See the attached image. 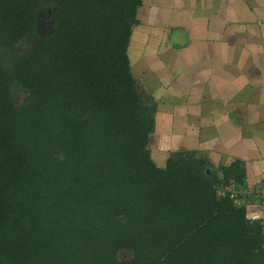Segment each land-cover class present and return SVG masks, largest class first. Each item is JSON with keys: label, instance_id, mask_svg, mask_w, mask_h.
Segmentation results:
<instances>
[{"label": "trees", "instance_id": "16d2710c", "mask_svg": "<svg viewBox=\"0 0 264 264\" xmlns=\"http://www.w3.org/2000/svg\"><path fill=\"white\" fill-rule=\"evenodd\" d=\"M141 4L0 0V264H264L262 220L218 193L241 160L152 156Z\"/></svg>", "mask_w": 264, "mask_h": 264}, {"label": "crops", "instance_id": "0c3cea01", "mask_svg": "<svg viewBox=\"0 0 264 264\" xmlns=\"http://www.w3.org/2000/svg\"><path fill=\"white\" fill-rule=\"evenodd\" d=\"M131 70L157 103L152 156L243 162L248 214L264 224V0H142ZM254 218V217H253Z\"/></svg>", "mask_w": 264, "mask_h": 264}, {"label": "built area", "instance_id": "2783aa9c", "mask_svg": "<svg viewBox=\"0 0 264 264\" xmlns=\"http://www.w3.org/2000/svg\"><path fill=\"white\" fill-rule=\"evenodd\" d=\"M218 193L219 194L229 193L230 196L234 198L238 204L241 205L244 201L243 198L246 197V192L241 188V185H239V183L233 180L229 184H220L218 186ZM258 194L260 195L259 200L264 205V190H262L260 193L258 192ZM253 217L256 218L258 217V215H254Z\"/></svg>", "mask_w": 264, "mask_h": 264}, {"label": "rangeland", "instance_id": "374dc122", "mask_svg": "<svg viewBox=\"0 0 264 264\" xmlns=\"http://www.w3.org/2000/svg\"><path fill=\"white\" fill-rule=\"evenodd\" d=\"M30 44H32V41L30 39H27V40H25L22 43V47L21 48H25L24 45H28L29 46ZM16 95H17V98H18V102H22L23 99L25 98V96L27 95V92L24 91L23 89H18L17 92H16Z\"/></svg>", "mask_w": 264, "mask_h": 264}]
</instances>
